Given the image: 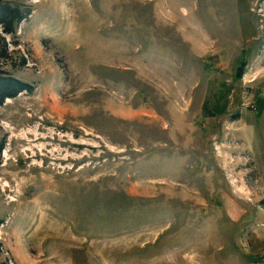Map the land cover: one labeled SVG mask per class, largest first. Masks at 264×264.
<instances>
[{
	"label": "rangeland",
	"instance_id": "374dc122",
	"mask_svg": "<svg viewBox=\"0 0 264 264\" xmlns=\"http://www.w3.org/2000/svg\"><path fill=\"white\" fill-rule=\"evenodd\" d=\"M4 3L0 264H264V0Z\"/></svg>",
	"mask_w": 264,
	"mask_h": 264
},
{
	"label": "trees",
	"instance_id": "16d2710c",
	"mask_svg": "<svg viewBox=\"0 0 264 264\" xmlns=\"http://www.w3.org/2000/svg\"><path fill=\"white\" fill-rule=\"evenodd\" d=\"M28 13L29 11L25 13L18 6H13L10 3L0 4V24H2L4 32L15 33L18 23L26 18ZM32 90V84L0 73V104L8 97H14L20 92Z\"/></svg>",
	"mask_w": 264,
	"mask_h": 264
},
{
	"label": "water",
	"instance_id": "95a60500",
	"mask_svg": "<svg viewBox=\"0 0 264 264\" xmlns=\"http://www.w3.org/2000/svg\"><path fill=\"white\" fill-rule=\"evenodd\" d=\"M240 75V74H239Z\"/></svg>",
	"mask_w": 264,
	"mask_h": 264
}]
</instances>
